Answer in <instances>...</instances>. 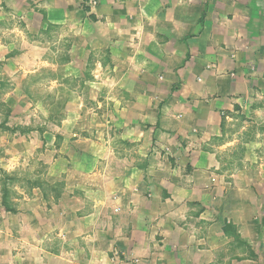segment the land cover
Here are the masks:
<instances>
[{"label": "crops", "instance_id": "0c3cea01", "mask_svg": "<svg viewBox=\"0 0 264 264\" xmlns=\"http://www.w3.org/2000/svg\"><path fill=\"white\" fill-rule=\"evenodd\" d=\"M0 64L91 80L43 136L81 197H0V264H264V0H0ZM91 95L106 137L80 132ZM14 137L21 173L41 159Z\"/></svg>", "mask_w": 264, "mask_h": 264}, {"label": "rangeland", "instance_id": "374dc122", "mask_svg": "<svg viewBox=\"0 0 264 264\" xmlns=\"http://www.w3.org/2000/svg\"><path fill=\"white\" fill-rule=\"evenodd\" d=\"M62 49L60 45L58 51L60 54H63L61 53L63 52ZM23 65L27 67L26 69L31 67L29 64ZM2 66L3 64H0V67ZM89 66L91 65L86 67L89 68ZM74 71L78 72L77 66ZM60 73V68L55 70L52 66H43L34 74L22 73L5 78L0 71V197L2 196L1 188L4 185L7 186L9 189L8 202L12 207H15L16 202L20 203L23 199L31 197L33 189H38L36 190L37 194H41L44 199L55 204L62 200H65L66 203H72L73 198L81 197L78 191L74 194L68 191L67 186L74 183L78 184L84 178L65 176V180L56 173V168L50 169V172L49 163H44L47 159L50 160L52 150H50L51 144H48L49 152L45 151L46 140L43 136L50 132H57L59 136L61 134V130L58 128L61 126L60 121L63 117V104L69 101L71 97L66 89L78 90L79 87L83 88L84 84L91 81L87 77L80 79L77 77L74 79L62 78V75V79L56 77L60 76ZM93 98L100 97L87 96V107L89 106L90 109L85 110V122L82 126L84 131L80 132L83 135L86 134L87 137L99 136V133L102 137H106L110 134L108 114L103 111L95 112L93 105L96 104V101ZM100 120H102V125H99ZM47 122L54 123V125L47 126ZM31 135L33 136L32 141L36 143V146L38 145L36 148L38 158L41 160L37 161L36 159L30 169L32 163L26 157L25 161H18L20 163L18 165L23 168L21 173L12 169L9 172L5 171L4 168L13 166L15 163V159L12 158L10 161V157H7L4 152L9 150L13 139H15L14 136L27 138ZM73 141V138L68 137L63 142L54 143L53 146L61 154L69 151L68 153L71 152L70 155L76 157L82 149L86 148V144ZM28 143L34 144L30 141ZM106 148L108 149L107 146ZM60 152L58 153L60 154ZM103 162V168L110 167L109 159H104ZM2 170L9 176V180L1 173ZM102 183L101 178L94 179L93 184L98 186L92 190L89 189L90 196L104 195L101 188Z\"/></svg>", "mask_w": 264, "mask_h": 264}, {"label": "trees", "instance_id": "16d2710c", "mask_svg": "<svg viewBox=\"0 0 264 264\" xmlns=\"http://www.w3.org/2000/svg\"><path fill=\"white\" fill-rule=\"evenodd\" d=\"M2 171H1V173L3 175H5V178L6 179H8L9 176L7 174H5L4 171L3 172ZM1 189H2L1 190L2 191V196H1V203H2V205H4L7 208L8 211H12L13 212L14 210H13V208L10 206V204L8 202V192H9L8 187L4 185Z\"/></svg>", "mask_w": 264, "mask_h": 264}]
</instances>
